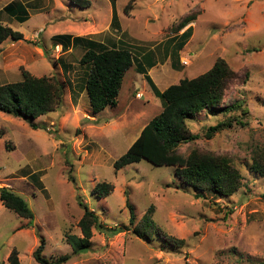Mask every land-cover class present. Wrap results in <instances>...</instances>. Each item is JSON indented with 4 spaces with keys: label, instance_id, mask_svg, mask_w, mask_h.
I'll return each instance as SVG.
<instances>
[{
    "label": "rangeland",
    "instance_id": "1",
    "mask_svg": "<svg viewBox=\"0 0 264 264\" xmlns=\"http://www.w3.org/2000/svg\"><path fill=\"white\" fill-rule=\"evenodd\" d=\"M20 1L30 18L2 20L22 39L0 44V85L22 80L26 71L59 80L64 95L55 109L32 120L35 127L25 117L0 112V187L23 196L33 212L23 218L0 201V264L12 250L20 264H38L32 252L41 237L44 257L68 256L62 264H264V176L249 168L252 147L264 146V0H116L113 7L110 0H88L83 7L72 0ZM185 16L195 18L176 30ZM187 27L189 34L181 36ZM56 34L129 48L133 62L117 98L123 107L130 85L124 111L92 112L84 91L90 65L79 62L87 47L63 49ZM146 57L161 70L175 62L178 74L170 85L206 72L218 58L236 73L219 107L243 99L246 124L207 139L206 129L224 116L203 111L187 120L199 137L178 149L182 157L193 149L229 156L242 177L233 194L196 190L175 175L174 166L144 158L114 169L135 133L162 109L159 97L147 99L153 92L147 76L136 73L137 67L147 73ZM99 182L111 185L102 197L94 190ZM85 206L102 227H92L89 245L76 250ZM149 208L152 237L139 238L132 231ZM167 237L183 244H168Z\"/></svg>",
    "mask_w": 264,
    "mask_h": 264
},
{
    "label": "trees",
    "instance_id": "2",
    "mask_svg": "<svg viewBox=\"0 0 264 264\" xmlns=\"http://www.w3.org/2000/svg\"><path fill=\"white\" fill-rule=\"evenodd\" d=\"M72 2L80 7L87 6L89 3L88 0H72ZM110 2L113 7L116 0H110ZM8 8L9 13L16 16L17 20L23 21L28 18L24 4L16 2L8 5ZM128 8H131L130 3L124 7L123 12H128ZM112 11V22L118 24L116 12L114 9ZM194 18V16H185L178 23L176 30L182 29ZM190 28L187 27L181 36L186 37ZM53 37L55 43L61 45L63 49H66L69 44L76 45L78 43L87 47L79 62L90 65L84 83V91L92 112L96 114L106 107L116 106L123 78L133 62L129 48L114 46L113 42L106 45L92 39L69 34H56ZM7 38L18 41L22 39V34L0 23V44ZM144 64L150 68L155 62L150 57H146ZM144 64L140 66L144 67ZM171 64L173 66L175 62ZM137 71L147 76L154 94L162 100V109L143 126L138 137L114 162V169L118 170L144 158L155 165L174 166L175 175L196 190L212 192L221 196L233 194L242 185V177L229 156L193 149L186 157H182L178 153V149L181 143L193 141L199 137L190 131L187 120L196 118L203 111L214 112L215 109L224 116V119L206 129L204 136L207 139L233 125L244 126L246 124L243 119L247 115L248 109L243 99H236L225 107H219L231 80L237 77L236 73L224 59L218 58L206 72L194 78H180L177 83L159 91L152 83L145 68L137 67ZM63 95L64 85L59 80L33 77L24 71L22 80L0 85V112L25 117L30 121L31 126L35 127L32 120L55 109L63 100ZM251 153L249 168L254 173L264 176V146H253ZM94 190L97 196L102 197L110 192L111 185L99 182ZM195 196L201 195L197 193ZM0 201L18 216L33 218V212L25 198L7 187H0ZM128 209L129 221L133 223L134 215L130 205H128ZM150 211L151 208L142 216L140 223L132 231L139 238H143L144 235L150 236V230H153ZM78 225L83 238H78L76 250L84 249L89 245L92 227H102L98 217L86 206L83 208ZM147 225H152V228L150 229ZM165 240L166 243L176 247L183 244L182 239L174 237H167ZM43 248L44 240L41 237L39 245L32 252L33 258L38 264H62L68 260L66 255L49 260L44 257ZM6 264H20L16 250L10 252Z\"/></svg>",
    "mask_w": 264,
    "mask_h": 264
},
{
    "label": "crops",
    "instance_id": "3",
    "mask_svg": "<svg viewBox=\"0 0 264 264\" xmlns=\"http://www.w3.org/2000/svg\"><path fill=\"white\" fill-rule=\"evenodd\" d=\"M16 2H19V3H22V1H17V0H7V1H5V2H3V4H1L0 5V21L2 22V23H4V24H6L7 26H9L10 25V23L9 22H5V21H2V20H4L5 18H7L8 19V17L9 18H11V19H14V20H16V21H18V22H20V23H24V22H26L29 18H30V14H29V11H28V7H27V5L26 4H24V3H22V4H24L25 5V8H26V10H27V13H28V18L26 19V20H23V21H19V20H17V18H16V16H14V15H12V14H10L9 13V8L7 9V6L8 5H11V4H13V3H16ZM2 12V13H1ZM4 13V14H3ZM10 27V26H9ZM14 30V29H13ZM19 32V31H18ZM53 36H55V35H53ZM157 66V67H156ZM170 66H171V64H170ZM160 67H161V65H160V63L159 62H157L156 64H154L152 67H150L148 70H147V73H148V75H149V77H150V79H151V81H152V83L156 86V83L157 84H161L162 86H163V88L162 89H158V87L156 86V88L159 90V91H162V90H164L165 88H167L169 85H170V83H172V82H169V80H172V79H170V78H173V79H175V77L177 76L176 74H178L177 72V70H175L172 66H171V68H169V69H167L166 67H165V69L164 70H161L160 69ZM162 72V73H161ZM171 72H174L175 74L173 75V76H171L172 74H171ZM136 73H138V74H140V75H142L141 73H139L137 70H136ZM126 74V73H125ZM132 76V78H134L135 76H133V75H131ZM125 77V76H124ZM153 81H155V83L153 82ZM175 81V80H174ZM123 82H124V78H123V81H122V84H123ZM146 83H144L143 84V88L145 89L146 88ZM130 85H128L127 86V88L125 89V97L123 98V103L125 104L123 107H119V100H118V102H117V105L116 106H114V108H116L117 107V110H119V112H121V111H124V109L126 108V99H127V94L130 92ZM150 89H152V88H150ZM153 91V90H152ZM153 95L154 96H156L155 94H154V92H151V91H149V94H147V99L149 100L150 98L152 99L153 98ZM155 100V99H154ZM145 125V124H144ZM144 125H142V127L135 133V135L133 136V138H132V140H131V143L137 138V136L140 134V132H141V129L143 128V126Z\"/></svg>",
    "mask_w": 264,
    "mask_h": 264
}]
</instances>
